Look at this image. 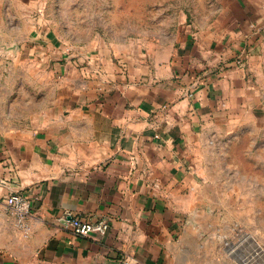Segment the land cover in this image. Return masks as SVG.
<instances>
[{"label": "crops", "instance_id": "obj_1", "mask_svg": "<svg viewBox=\"0 0 264 264\" xmlns=\"http://www.w3.org/2000/svg\"><path fill=\"white\" fill-rule=\"evenodd\" d=\"M224 7L157 51L46 67L58 83L40 111L0 113V264H242L225 202L242 177L210 155L264 142V0ZM70 218L109 229L78 237Z\"/></svg>", "mask_w": 264, "mask_h": 264}, {"label": "rangeland", "instance_id": "obj_2", "mask_svg": "<svg viewBox=\"0 0 264 264\" xmlns=\"http://www.w3.org/2000/svg\"><path fill=\"white\" fill-rule=\"evenodd\" d=\"M226 1L0 0V113L24 124L29 111H40L58 83L46 67H78L80 58L79 67H88L91 53L105 50L157 51L189 26L216 19ZM257 133L264 141V129ZM254 137L210 155H219L227 177H242L225 184L226 221L239 226L241 241L230 255L242 264H264V142L249 150ZM257 247L263 256H256Z\"/></svg>", "mask_w": 264, "mask_h": 264}, {"label": "built area", "instance_id": "obj_3", "mask_svg": "<svg viewBox=\"0 0 264 264\" xmlns=\"http://www.w3.org/2000/svg\"><path fill=\"white\" fill-rule=\"evenodd\" d=\"M238 64H242V60H239ZM6 206L16 218L18 224L24 227L25 220L31 212L30 201L20 193H13L6 198ZM66 226L78 237H89L96 234L105 235L109 229V224L106 221L85 223L77 218H70L67 220ZM124 264H133V259L131 257L125 258Z\"/></svg>", "mask_w": 264, "mask_h": 264}, {"label": "bare ground", "instance_id": "obj_4", "mask_svg": "<svg viewBox=\"0 0 264 264\" xmlns=\"http://www.w3.org/2000/svg\"><path fill=\"white\" fill-rule=\"evenodd\" d=\"M259 252H260L261 254H263L261 251H259ZM259 252H257V254H258L257 256H259V255H260V254H259Z\"/></svg>", "mask_w": 264, "mask_h": 264}]
</instances>
